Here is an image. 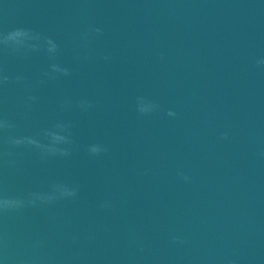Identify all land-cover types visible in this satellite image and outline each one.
Segmentation results:
<instances>
[{"label":"water","instance_id":"1","mask_svg":"<svg viewBox=\"0 0 264 264\" xmlns=\"http://www.w3.org/2000/svg\"><path fill=\"white\" fill-rule=\"evenodd\" d=\"M0 264H264V0H0Z\"/></svg>","mask_w":264,"mask_h":264}]
</instances>
